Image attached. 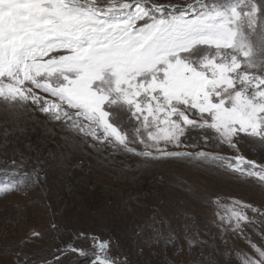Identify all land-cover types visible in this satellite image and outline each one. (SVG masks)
<instances>
[{
	"label": "snow or ice",
	"instance_id": "6c2138e0",
	"mask_svg": "<svg viewBox=\"0 0 264 264\" xmlns=\"http://www.w3.org/2000/svg\"><path fill=\"white\" fill-rule=\"evenodd\" d=\"M0 104L61 121L92 147L146 161H223L264 184V164L175 150L195 147L186 143L193 132L237 151L241 142L264 149V0H0ZM113 108L135 121L129 130ZM35 172L0 193L38 181ZM249 210L264 216L236 202L222 225L251 226ZM249 243L256 256L238 255L242 264H264V245ZM90 247L66 245L87 264H117L106 243Z\"/></svg>",
	"mask_w": 264,
	"mask_h": 264
},
{
	"label": "rangeland",
	"instance_id": "374dc122",
	"mask_svg": "<svg viewBox=\"0 0 264 264\" xmlns=\"http://www.w3.org/2000/svg\"><path fill=\"white\" fill-rule=\"evenodd\" d=\"M111 111L125 130L135 123ZM95 143L38 111L18 114L0 104V187L19 184L24 173L35 179L37 169L40 177L0 193V264H87L66 245L94 251L92 241L106 243L117 264H242L238 255L256 256L249 240L264 245V216L249 210L252 225L240 230L220 220L236 202L264 213V184L255 178L226 170L223 161H146ZM186 143L195 147L175 150L264 164V149L251 143L237 151L196 132Z\"/></svg>",
	"mask_w": 264,
	"mask_h": 264
}]
</instances>
